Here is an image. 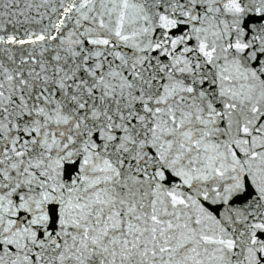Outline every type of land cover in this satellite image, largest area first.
Instances as JSON below:
<instances>
[{
	"label": "snow or ice",
	"instance_id": "obj_1",
	"mask_svg": "<svg viewBox=\"0 0 264 264\" xmlns=\"http://www.w3.org/2000/svg\"><path fill=\"white\" fill-rule=\"evenodd\" d=\"M0 264H264V0H0Z\"/></svg>",
	"mask_w": 264,
	"mask_h": 264
}]
</instances>
